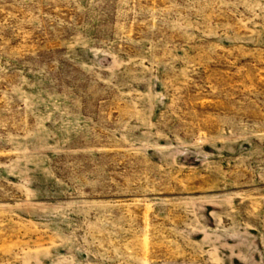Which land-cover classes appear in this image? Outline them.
Masks as SVG:
<instances>
[{
    "label": "rangeland",
    "instance_id": "374dc122",
    "mask_svg": "<svg viewBox=\"0 0 264 264\" xmlns=\"http://www.w3.org/2000/svg\"><path fill=\"white\" fill-rule=\"evenodd\" d=\"M0 264H264V0H0Z\"/></svg>",
    "mask_w": 264,
    "mask_h": 264
}]
</instances>
